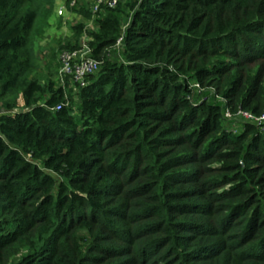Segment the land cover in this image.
<instances>
[{"label": "trees", "instance_id": "16d2710c", "mask_svg": "<svg viewBox=\"0 0 264 264\" xmlns=\"http://www.w3.org/2000/svg\"><path fill=\"white\" fill-rule=\"evenodd\" d=\"M43 1L0 0V264H264V0H120L77 89Z\"/></svg>", "mask_w": 264, "mask_h": 264}, {"label": "rangeland", "instance_id": "374dc122", "mask_svg": "<svg viewBox=\"0 0 264 264\" xmlns=\"http://www.w3.org/2000/svg\"><path fill=\"white\" fill-rule=\"evenodd\" d=\"M71 0H55L50 6L47 1L42 2L45 8L41 11L36 26L37 33L34 38V49L38 58L35 74L41 79L42 84L56 82V76L60 69V57L67 43L74 45L82 37L83 33L93 32L94 28L88 23L90 10L86 0H81L82 7L77 10H69ZM67 5V11L63 15L58 12L62 6ZM124 23H128L125 18ZM83 26V31L78 35L77 27Z\"/></svg>", "mask_w": 264, "mask_h": 264}, {"label": "built area", "instance_id": "2783aa9c", "mask_svg": "<svg viewBox=\"0 0 264 264\" xmlns=\"http://www.w3.org/2000/svg\"><path fill=\"white\" fill-rule=\"evenodd\" d=\"M81 0H71L68 4L69 10H77L82 7ZM120 0H86V5L90 10V16L88 23L95 31L98 30L96 24L97 18L106 9L115 8ZM67 5H64L59 10V14L63 15L67 11ZM130 22L123 23V30L127 28ZM92 37L88 33H83L82 37L78 41V44L74 48H66L63 50L60 57V69L56 76V84L58 87L66 88L67 86L77 89L78 87H84L88 84V79L91 75L95 74L101 65V60L96 58L93 54V48L91 45ZM123 41V36L118 40L117 46H120ZM196 87H199L196 85ZM220 100L224 101L220 96H217ZM60 108V107H59ZM225 116L229 119H238L241 121H249L257 124L262 131H264V113L254 114L242 109L233 114L229 109L226 110Z\"/></svg>", "mask_w": 264, "mask_h": 264}, {"label": "water", "instance_id": "95a60500", "mask_svg": "<svg viewBox=\"0 0 264 264\" xmlns=\"http://www.w3.org/2000/svg\"><path fill=\"white\" fill-rule=\"evenodd\" d=\"M19 110H20V109H15L14 112H18ZM3 138H4L7 142H9V140L7 139L6 136H3Z\"/></svg>", "mask_w": 264, "mask_h": 264}]
</instances>
